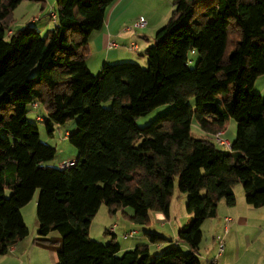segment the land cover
I'll list each match as a JSON object with an SVG mask.
<instances>
[{
    "label": "trees",
    "instance_id": "16d2710c",
    "mask_svg": "<svg viewBox=\"0 0 264 264\" xmlns=\"http://www.w3.org/2000/svg\"><path fill=\"white\" fill-rule=\"evenodd\" d=\"M21 1L0 0V255L27 236L21 208L38 190L34 243L53 248L56 264H202L201 225L221 200L235 205L236 184L247 204L264 206V98L253 89L264 74V0H173L144 50L145 68L118 61L96 73L86 63L89 37L115 0H55L44 34L29 24L7 34ZM33 104L49 135L72 122V166L47 164L56 150L27 119ZM163 104L173 107L136 125ZM228 118L236 132L225 150L214 135ZM193 120L203 134H192ZM175 179L190 217L175 239L147 234L169 243L161 254L90 238L101 204L110 214L129 208L122 215L139 225L151 211L168 217Z\"/></svg>",
    "mask_w": 264,
    "mask_h": 264
},
{
    "label": "crops",
    "instance_id": "0c3cea01",
    "mask_svg": "<svg viewBox=\"0 0 264 264\" xmlns=\"http://www.w3.org/2000/svg\"><path fill=\"white\" fill-rule=\"evenodd\" d=\"M47 2L49 0H46ZM50 3V10L43 15H40L37 12L30 19L31 24L39 23L38 28L39 31L42 32L47 25V17H49V12L55 6L54 3ZM52 3V4H51ZM20 4V3H19ZM117 4V5H116ZM44 7V4L41 5V9ZM118 0H115L111 5L107 7L105 14V22L103 26L99 30H95L91 33L88 41L89 46V54L86 58L87 66L89 67L92 73L98 71L104 63H114L118 61H134V57L140 55L144 52L146 47L153 42L154 32L157 31L161 26L165 24L166 18L168 17V12L165 11L161 17L157 19H147L148 24L145 28L141 29H129L125 26L124 22L119 19L118 16ZM43 18V21L40 20ZM50 28L54 25V21L51 20ZM27 24V21L20 25L23 27ZM19 29V28H17ZM49 29V28H48ZM16 28L9 27L7 34L15 31ZM153 36V37H152ZM115 41L117 46H110L109 43ZM136 43L137 50H132L129 48L130 43ZM253 89L259 93L262 97H264V74L259 75L254 83ZM31 109L37 115L36 119L40 116L45 117V113L43 111L42 114H38L39 106L32 107ZM40 110V109H39ZM37 112V113H36ZM29 112L27 111V114ZM73 125L70 126V130ZM197 129L199 128L196 125ZM223 137H225L227 130L224 127ZM200 134L203 132L198 129ZM68 133V132H67ZM232 141L229 139V142ZM76 157L71 160H75ZM60 164L57 166L59 167ZM236 186V185H235ZM244 196L242 195V198ZM241 196L236 195V202L233 206H227L225 203H218L216 216L213 218L206 219L210 224H208L207 229H211L210 238L207 239L203 245V248H199V258L204 261V264H207V261L211 259V257L215 256L216 252V244L212 242L214 234L224 233L225 238V249L221 255L217 257V263L225 264L230 257L234 254L236 257L240 255V246H241V238H246V244L249 246L251 242L259 241L264 234V229L261 226H256L253 218L254 214L263 215L264 216V206L262 207H253L247 204L244 200V203L240 201ZM37 200V199H36ZM224 202V201H223ZM222 204V205H221ZM122 211L125 214L130 215L131 211L129 209L119 210L112 216V221L116 224V227L110 231V227H105L108 230L107 233L111 234L114 241L118 244L121 251L131 250L137 245L146 244L148 245L149 253L152 251L161 252L166 246L169 245L168 242L165 243H149L148 242V233H157L164 237L175 239L176 232L180 224H173L170 218L171 212V202L169 204V214L168 217L158 211H151L149 214L150 222L147 226L135 224L125 217L122 216ZM21 213L24 219L23 210L21 209ZM230 216L232 218L231 222L228 224V230L224 232L223 228V217ZM205 220V221H206ZM254 220V221H253ZM204 221V222H205ZM252 221V222H251ZM203 222V224H204ZM166 223H170L172 225L169 229H166ZM202 224V225H203ZM201 225V228H202ZM144 226V227H143ZM119 229L122 236H118L115 233V230ZM202 230V229H201ZM158 231V232H157ZM117 232V231H116ZM125 233H131L130 236H124ZM203 233V232H202ZM141 234V235H140ZM89 236L91 237V226L89 228ZM109 237H94L92 239H97L98 241H110ZM125 238V239H123ZM202 242V241H201ZM232 243V246H231ZM36 248H43L48 250V260L51 261L52 264H56L57 255L56 251L53 248H47L45 246L38 245L34 242H30L28 236L18 241L16 244L12 245L9 248L8 254H11L10 257H7V260L16 261L17 264L20 262L23 264L24 258L28 256V263H31V259L29 257L31 253L36 250ZM7 254V256H8ZM6 255V254H5ZM1 260V259H0ZM20 260V262H18ZM2 261H0V264ZM202 263V262H201ZM203 264V263H202Z\"/></svg>",
    "mask_w": 264,
    "mask_h": 264
},
{
    "label": "rangeland",
    "instance_id": "374dc122",
    "mask_svg": "<svg viewBox=\"0 0 264 264\" xmlns=\"http://www.w3.org/2000/svg\"><path fill=\"white\" fill-rule=\"evenodd\" d=\"M49 2L54 3V0H49L48 2L46 0H36V1L23 0L21 1L20 4H18V6L13 10V15H12L13 20L10 24V27L16 28V29L22 28L20 27V25H22L23 23L27 21V24L31 26L33 25L36 28H38L39 23L31 24L30 19L37 12H41L39 13L40 15H43L44 13L48 12L51 8ZM42 4H44V7L41 9ZM172 9H173V0H118V13L117 14L119 16V19L124 22L127 28L135 30V29H141V28L134 27V24L140 18H143L145 20L146 23L142 27V28H145L148 24L147 19H150V18L157 19L158 17H161L165 11L168 12L167 13L168 17L166 18V21H165L166 23L168 18L170 17ZM42 21H43V18L40 20V22ZM50 21H51V18L47 17L48 26L44 30H42L41 32L42 34H44L46 30L50 28V25H51ZM195 59H196V56L192 55L190 57V62H189L190 67H193L195 63ZM132 62H135L139 64L141 67L145 68L147 66V58L144 55V52L140 55L135 56L134 61ZM188 102L193 105L195 100L194 98H190ZM36 107L37 106H35V108ZM172 107H173L172 104H163V105L157 106L153 108L149 113L143 116H139L135 121L136 125L138 127H143L149 124L152 120H154L160 114L170 110ZM27 110L29 112L27 114V119L37 125L40 141L54 147L56 150L55 156L51 160L47 161L48 165L57 167L59 164H62L66 161H70L72 158L78 156L77 148L69 142L67 135H66V132L70 131V126L72 125V122H67L65 124H59V125L54 124V130L52 132V135H49L46 130L45 123L42 120L36 119L37 115L31 109L30 105L27 106ZM43 111L44 109L42 108V106H39L38 114L39 115L42 114ZM196 125H197L196 121L193 120L191 124V129H192V134L194 136H198V134H200V132H198L199 128L197 129ZM225 128L227 130L225 139L233 140L235 137V132H236V122L232 118H228L225 122ZM233 190H234L235 197L236 195L241 196L240 201L244 203V197L242 198V195L244 196L242 185L240 183L236 184ZM38 194H39V191L36 190L32 199L28 203H26L24 206H22L21 208L23 210L25 224L28 228L27 236L30 242H34V238L37 236L36 231H37L38 223L36 222V202H37L36 199H38ZM187 198H188L187 193H183L178 190L177 180L175 179V187H174L173 194L170 200L171 202L170 218H171V221H173V224L177 223L180 225L182 224L184 225L189 221L190 216L188 215L186 208H185ZM220 203H224V202L221 200ZM126 209H129V208H126ZM113 215L114 214H110L108 212V209L105 204L100 205L97 213L92 218L91 224H90L92 238L100 236V237H109L108 238L109 240L111 239L112 237L111 234L109 233L104 234V228L105 227L107 228L110 226L114 228L116 227V224L112 221ZM253 218L255 220V221L253 220L255 222L253 224H255L256 226H261L264 229V216L254 214ZM207 221L208 220L204 222L201 228L202 229L201 231L203 233H202V240H201L202 242L200 243V248H203L205 241L210 238L211 229H207L208 224L210 223ZM171 226L172 225H170V223H166L165 228L169 229V227ZM115 233L118 234V236H122V233H120L119 229H116ZM220 234L224 235V233H220ZM49 236L56 237L58 236V234L55 231H51ZM211 239H212V242L214 243L213 238ZM94 240H97V239H94ZM107 242L108 241H103L102 243L105 244ZM148 242H149V239H148ZM240 242H241V246H240L239 257H236L234 254L232 257L228 259L229 261H227L225 264H264V234L262 235V238L259 239V241L251 242L249 246L246 244L245 237H242ZM231 246H232V243H231ZM215 249L217 252L216 247ZM161 252H158L155 250L150 252L151 258L156 257L157 255L161 254ZM7 254L0 255V259H1L0 261H2L1 264H17V260L16 261L7 260V257H10L11 255V254H8L7 256ZM47 255L49 256L48 250L43 249V248H36V250H34L29 257V260L31 259V263H28V256H26L23 259L24 260L23 264H52L51 261L48 260ZM18 262H20V260ZM201 262L204 264V261L202 259H201ZM20 264L22 263L20 262ZM216 264H221V263H216Z\"/></svg>",
    "mask_w": 264,
    "mask_h": 264
},
{
    "label": "built area",
    "instance_id": "2783aa9c",
    "mask_svg": "<svg viewBox=\"0 0 264 264\" xmlns=\"http://www.w3.org/2000/svg\"><path fill=\"white\" fill-rule=\"evenodd\" d=\"M49 17L51 18V20H55V12L53 10V8L51 9V11L49 12ZM145 20L143 18H140L135 24H134V27L135 28H142L144 25H145ZM110 46H117L116 42L115 41H112L109 43ZM129 48L132 49V50H137V45L136 43H133L131 42L130 45H129ZM36 104H33L32 107H35ZM39 120H42V117H39L38 118ZM223 133L224 131L223 130H220L218 131L215 135H214V140L215 142L220 146L222 147L223 149L225 150H229L230 149V142L223 138ZM74 161L75 160H70V161H66L62 164H60V168H67V167H70L74 164ZM232 218L230 216H225L223 218V230L224 232H226L228 230V224L231 222ZM114 227H111L110 231L113 230ZM131 233H125L124 236H130ZM213 240L216 244V248H217V252L215 254V256L211 259H209L207 261V264H216L217 263V257L219 255H221L225 249V238H224V235L223 234H216L214 235L213 237Z\"/></svg>",
    "mask_w": 264,
    "mask_h": 264
}]
</instances>
